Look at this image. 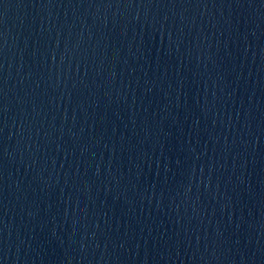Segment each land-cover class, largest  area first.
<instances>
[{
    "label": "water",
    "instance_id": "1",
    "mask_svg": "<svg viewBox=\"0 0 264 264\" xmlns=\"http://www.w3.org/2000/svg\"><path fill=\"white\" fill-rule=\"evenodd\" d=\"M0 264H112L69 0H0Z\"/></svg>",
    "mask_w": 264,
    "mask_h": 264
}]
</instances>
